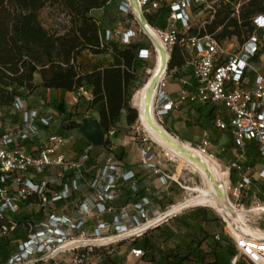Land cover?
<instances>
[{"label":"built area","instance_id":"2783aa9c","mask_svg":"<svg viewBox=\"0 0 264 264\" xmlns=\"http://www.w3.org/2000/svg\"><path fill=\"white\" fill-rule=\"evenodd\" d=\"M115 1L124 16L133 17L139 34L148 38L150 46L139 50L140 60L149 62L156 57L157 62L161 50L153 39L163 48L164 67L155 78L149 112L162 127L166 117L207 103L226 112L228 119L218 117L216 128L224 138H232L231 152L226 143L216 146L209 132L195 149L220 164L229 180V198L231 195L239 201L248 197L254 180L264 182V14L254 18L255 31L244 42L236 37L219 41L211 34L190 35L191 30L204 28L213 20L214 1ZM163 5L171 10L165 30L152 27L146 19ZM135 37L136 33L122 23L105 31L106 41L125 46L140 44ZM176 45L182 46L185 58L180 78L169 70ZM146 72L148 78L142 87L149 82L152 69ZM172 85L178 88L174 90ZM70 96L72 106L94 100L85 87ZM31 101L18 96L8 107L0 102V239L7 240L10 247L9 259L2 264H101L97 252L140 238L188 210L204 207L171 213L179 201L168 200L176 199L178 187L185 190L180 178L169 170L177 158L152 139L134 101L138 163L131 158L121 163L112 152L119 125L104 133L107 149L92 155L95 146L90 144L72 152L69 145L74 137L55 130L65 123L69 131H75L70 127L75 121H63L47 99H41L38 106ZM97 115L87 113L75 123L91 118L99 124ZM252 145L263 159L255 167L248 165L247 149ZM226 153L230 160L220 158ZM227 161L223 170L221 163ZM252 200L253 208L264 207V198L254 195ZM238 207L245 209L244 205ZM228 230L238 251L232 264H264V241L235 236ZM143 256V251L133 249L129 261L137 264Z\"/></svg>","mask_w":264,"mask_h":264},{"label":"trees","instance_id":"16d2710c","mask_svg":"<svg viewBox=\"0 0 264 264\" xmlns=\"http://www.w3.org/2000/svg\"><path fill=\"white\" fill-rule=\"evenodd\" d=\"M210 1L215 2L216 13L213 20L204 28L191 30V36L211 34L219 41L236 37L239 42H244L255 31L254 18L264 14V0ZM47 8L59 11L66 18L67 26L64 29L58 25L48 27L43 22L42 12ZM113 8L116 9V23L126 22L125 17L128 16L118 10L115 0H0L1 105L8 107L16 97L29 98L38 94L41 89L71 93L85 87L94 95V100L86 107L95 109L98 113L103 133L117 127L124 112L126 123L134 124L138 119V112L130 106V101L135 92L146 83V70L153 67L148 61L140 60L138 53L141 48H148L150 44L125 46L117 41H106L105 31L113 24L101 20L98 13L103 12L105 15L106 11ZM170 14V8L163 5L146 15V19L152 27L165 30ZM108 53L111 54L110 58L105 57ZM184 63L182 46H174L169 70L174 71L176 78L182 76L179 69ZM49 104H53L63 121L73 119V115L66 110V100ZM192 112L195 122L188 121L186 126H198L209 132L213 142L217 144L223 133L216 128V120L220 116L227 120V113L210 103L193 109ZM167 118L169 119L166 117L164 124L168 130L173 131V124L177 121L168 127ZM63 125L64 129L69 128L67 124ZM80 142L83 147L80 151L91 144L84 136H81ZM108 147V142L94 147L92 155ZM233 147L234 143L230 138L227 150ZM112 152L121 163H126L129 150L124 146L115 147ZM247 155L250 167L263 163L253 145L247 149ZM252 188L264 197L263 181L254 180ZM187 212H194L190 217L192 223L181 222L177 225L185 231L189 240L185 245H157L156 242L167 244L174 237L173 231H161L162 227H159L153 230L160 231L156 234V241L153 237H148L150 232L130 240L124 255H121L119 246L109 251L97 252L101 264H124L133 249L143 251V264H232L238 251L225 233L226 224L223 219L209 207H197ZM210 222L216 223V230L209 228ZM9 256L7 240L0 239V263L7 262Z\"/></svg>","mask_w":264,"mask_h":264},{"label":"rangeland","instance_id":"374dc122","mask_svg":"<svg viewBox=\"0 0 264 264\" xmlns=\"http://www.w3.org/2000/svg\"><path fill=\"white\" fill-rule=\"evenodd\" d=\"M237 1L241 2L242 0H237ZM115 10L116 9L113 8V9L109 10L108 12L106 11L105 15H104L103 12H99L98 16L101 18V20H105V22H107V24H111V25L113 24L112 25V27H113V26H115V23H116L115 18H114ZM125 19H126V22H124V23L122 22L125 25V27H129V29H131L133 32L136 33V37H135L134 41H136L137 43L145 44V45L148 44L149 43L148 42V38L146 36H144V35H140L139 34V27L132 23V18L125 17ZM42 20L48 27H51L52 25H58L62 29H64L67 26L66 18L63 15H61V13L59 11H57V10L53 11L50 8H47V9H45L42 12ZM149 63H150V65H153V67L151 68V69H153L155 67V64H156V57L151 58V60H149ZM148 69H150V68H148ZM147 77H148V74H147ZM167 90L169 92H171V87L169 86ZM60 95H61L62 98H60L58 96L56 101L60 102V101H63L64 99L66 100V110L68 111V113H69V111L72 112V115H73V119L72 120L73 121H75V122L80 121L83 116L87 115V113L89 115H92L93 113L98 114L95 109L92 112H90V109H88L86 107L88 103L85 102V101H82L80 104H78L76 106H72L70 104L71 103L70 102L71 101L70 93H65V92L61 91ZM134 95H135V98H136L137 94H134ZM135 98L133 100V97H132L131 102H130V106L132 108H133L132 101H134V105H135V107H137L136 104H135V101H136ZM49 100H51V98ZM50 102H54V101L52 100ZM50 107H53V104H51ZM179 115L180 116L182 115L183 117H184V115H187V117L185 119H188V121H191L192 123L195 122V115H194V112H192V109H190V110L183 109V111L181 113H176L174 116H172V117L170 116L169 119L167 118L168 127L171 126L172 123L175 120L179 123L180 119L177 120V119L174 118L175 116H179ZM125 117H126V113H124V116H123L121 122L119 123L118 133H117V135L114 138L115 147L124 146L127 150L130 151V154H131V157H132L131 158L132 161L135 162V163L136 162L138 163L139 162V158H138V156H139L138 144L134 140V129H133L135 124H132V125L127 124L126 120H125ZM155 121L158 123L156 118H155ZM164 123H166V118L164 119ZM163 128L171 136L176 138L178 141H180L182 143L189 144V145L191 144L194 149L200 144V141L204 137V130H202L198 126H194L192 128H188V127L185 128L183 125H178L177 128L174 129L173 131L168 130L165 125L163 126ZM55 132L60 134V135H62V136H67V137H69L72 134L75 137V139H79L81 137V134L79 133L78 130L69 131V128L68 129H64V125H61L59 128H56ZM211 138H212V136H211ZM154 141L158 144V142L156 140H154ZM214 144H216V143H214ZM71 145L72 144H70L69 146H71ZM214 150H218V149L215 147ZM224 157H226V158H228V160H230V155H226V156H222L221 155L220 156V158H224ZM221 164H222L223 170H225V166L228 164V161H227L226 164L223 163V162ZM188 166L189 165H187L185 163L183 164V162L181 160H179L178 158L176 159V163L175 164H171L169 166L170 172L171 173H176L177 178H180V182L185 187V190L180 188V187H178V189H180V190L179 191L177 190L176 193H175L176 194V199L171 198V199L168 200L169 202H174L175 203V202L179 201V203H181V202H184L187 199L193 198L192 196H195V197L198 196L199 194L196 193V191H195L196 189L205 190V185H204V182H203V178L200 175V173H198L192 167H188ZM224 175H225V179L227 180L228 185H229V180L226 177V174H224ZM254 195L258 196L261 199L264 198V197L260 196L258 191H253V188H251V191L249 192L248 197H246L244 199H241L239 201H236L230 195L229 199H230L232 205L237 210H244L246 212L250 211L248 213L255 215L254 219H252V222H253L252 224H250V216H249L250 214H248V216L246 218L235 217L233 219V221L236 223L237 228L242 233H244L245 235L248 234V235L253 236V237L254 236L255 237H259L258 236L259 235V230L261 232V235L264 234V214L251 213L256 208V207L253 208L254 207V203H253L252 197ZM242 205L245 206V209L238 207V206H242ZM204 207H209V206H204ZM209 208L214 209L216 211V213L220 217H222L224 219V221H227V223L229 222L227 220L228 216H226V213L223 210H218V209L213 208V207H209ZM227 226L228 225L226 224L225 231H229ZM128 242L129 241H125V242L122 243V245H116L115 246L117 248H119V247L121 248V249H119L121 251V253H122L121 255H124L126 253V251L128 249V246H129ZM164 248L167 249V246H165Z\"/></svg>","mask_w":264,"mask_h":264},{"label":"bare ground","instance_id":"6f19581e","mask_svg":"<svg viewBox=\"0 0 264 264\" xmlns=\"http://www.w3.org/2000/svg\"><path fill=\"white\" fill-rule=\"evenodd\" d=\"M164 62L165 55L163 51H161L155 68L152 69V75L149 78V82L137 92L135 104L140 110L141 121L151 137L156 140L161 147L170 152L174 158H178L183 164L185 163L189 165L188 167H192L200 173L205 185V190H195L196 193L199 194L198 196H192L193 198L190 197L191 199H187L186 201L175 205L171 210V213H176L185 208L194 206H209L218 210H223L226 213V216H228V227L235 236H243L253 240L264 241V234L261 235L259 229V237H253L248 234L245 235L237 228L236 223L233 221L235 217L246 218L248 214H250L248 213L250 211L246 212L244 210H237L232 205L227 192L228 182L220 168V164L216 161L212 162L208 160L189 144L182 143L171 136L155 121L152 111L149 112V107L152 105L153 97L155 95V78L163 70ZM251 213L264 214V207H262V209L255 208ZM249 216L250 224H252V219H254L255 215L250 214ZM111 240L117 239L113 238Z\"/></svg>","mask_w":264,"mask_h":264},{"label":"crops","instance_id":"0c3cea01","mask_svg":"<svg viewBox=\"0 0 264 264\" xmlns=\"http://www.w3.org/2000/svg\"><path fill=\"white\" fill-rule=\"evenodd\" d=\"M172 87V89H177L178 87L176 86V85H172L171 86ZM60 92L61 91H55V90H45V89H41V90H39V92H38V94H35V95H33V96H31V97H29L32 101H31V104L32 105H34V106H38L39 105V101L41 100V99H47V101L48 102H50V101H56L57 100V98H58V96L60 97V98H62L61 97V95H60ZM51 98V100H49ZM65 100V99H64ZM175 115V114H174ZM174 115H172V116H174ZM171 116V117H172ZM187 117V115H184V117L181 115H179V116H175L174 118L175 119H180V121H179V123L178 122H175L174 124H173V127H174V129H176L177 128V126L178 125H183L185 128L187 127L186 126V122L188 121V119H185ZM176 121V120H175ZM205 132H207V131H204V133ZM71 134V133H70ZM70 136H73L72 134L70 135ZM74 137V136H73ZM81 138V137H80ZM80 138L79 139H75V137L73 138V142L71 143L72 145L71 146H69L70 147V149H71V151L72 152H79L83 147H82V143L80 142ZM221 143H226L225 145H226V148H227V145H228V143H229V140L228 139H226V138H224V136L222 135V137H221V139L219 140V142L216 144V146H219V144H221ZM233 149V148H232ZM231 149V150H232ZM231 150H228V152L230 153L231 152ZM229 153H226V155H228ZM130 158H132L131 157V154H130V151H129V155H128V158L127 159H130ZM187 212V211H186ZM185 213V212H184ZM183 213V214H184ZM194 212H187L184 216H181V217H179L178 219H175L174 221H171L169 224H167V225H165V226H163L162 228H161V231H169V230H171V231H173L174 232V237H173V239H171L167 244H164V243H162V242H156V244L157 245H185L186 243H188V238H187V236H186V234H185V231L184 230H181L177 225H179V224H181V222L183 223V222H186V223H192V221L190 220V217H191V215L193 214ZM210 224V229H215L216 230V223H212V222H210L209 223ZM212 226H214V227H212ZM160 231H153V232H150L149 234H148V237H153L154 239H155V241H156V234H158ZM227 231H225V233H226ZM227 234V233H226ZM153 239V240H154ZM154 241V242H155ZM130 253V252H129ZM124 264H133L132 262H130L129 261V254L127 255V258H126V261H125V263ZM137 264H143V262L142 261H140V262H138Z\"/></svg>","mask_w":264,"mask_h":264},{"label":"water","instance_id":"95a60500","mask_svg":"<svg viewBox=\"0 0 264 264\" xmlns=\"http://www.w3.org/2000/svg\"><path fill=\"white\" fill-rule=\"evenodd\" d=\"M153 42L161 51H163V48L155 39H153ZM70 127L72 129H77L79 133L84 136L86 140L89 143L93 144L95 147L102 146L105 142L104 133L100 129L98 122L94 119L86 118L83 120L82 124L75 123L71 124Z\"/></svg>","mask_w":264,"mask_h":264}]
</instances>
